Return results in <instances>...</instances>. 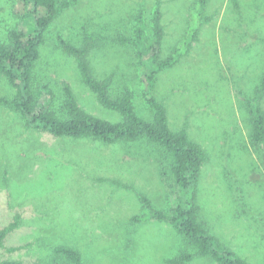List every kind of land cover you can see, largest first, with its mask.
<instances>
[{
	"label": "rangeland",
	"instance_id": "obj_1",
	"mask_svg": "<svg viewBox=\"0 0 264 264\" xmlns=\"http://www.w3.org/2000/svg\"><path fill=\"white\" fill-rule=\"evenodd\" d=\"M13 3L0 0L2 41L16 24ZM156 6L164 29L160 59L174 49L180 56L148 88L134 49L118 38L132 35L139 12L149 33ZM84 33L107 39L89 56L96 77H110L116 92L132 91L143 119L152 118L145 94L154 97L170 130H184L206 154L196 202L209 232L245 263L264 264V142H251L246 106L264 83V0H76L46 31L33 87L49 86L60 113L66 83L85 113L115 123L121 116L99 104L57 45L58 38L79 45ZM14 94L0 76V98ZM164 164L158 147L145 141L55 137L0 104V230L19 218L0 261L63 264L53 255L58 246L75 250L81 264H167L194 253L171 224L150 219L141 202L145 197L152 209L166 211L183 199L163 177ZM186 264L217 263L194 256Z\"/></svg>",
	"mask_w": 264,
	"mask_h": 264
},
{
	"label": "trees",
	"instance_id": "obj_2",
	"mask_svg": "<svg viewBox=\"0 0 264 264\" xmlns=\"http://www.w3.org/2000/svg\"><path fill=\"white\" fill-rule=\"evenodd\" d=\"M13 2L16 24L7 32V40H0V76L14 88L15 94L11 99L0 98V104L17 112L27 127L45 131L55 137L88 138L105 144L145 141L157 146L165 161L161 169L162 175L183 194V199L166 211L152 209L145 197H141V202L146 206L150 219L171 224L186 245L194 251L181 252L168 260L167 264H186L194 256L208 257L217 264H247L232 250L219 243L199 218L196 191L201 167L207 160L206 154L188 139L184 130H170L166 109L154 97L145 94L144 99L152 112V118L143 119L133 107L132 91L124 87L116 92L112 89L110 77L99 79L94 75L89 56L93 49L106 43V37L94 38L84 33L79 45L62 38L57 39V45L74 59L83 84L96 96L99 104L121 116L119 122L112 123L85 113L66 83L62 84L64 98L60 113L52 109L50 100L53 92L49 86L41 85L37 90L34 89L33 69L46 31L76 0ZM161 18L160 8L156 6L148 33L142 12H139L132 35L118 38L122 45L134 49L140 66L145 70L143 76L148 88L153 86L158 72L172 68L180 56H173L177 53L174 49L165 59H160L164 37ZM263 100L264 83L256 89L254 101L246 104L250 116V140L255 145L264 142V110L261 107ZM18 220V216H15L11 223L0 230V248H3L6 236L17 228ZM132 221L138 222L140 219L133 217ZM15 250L17 249H8L9 252ZM53 255L63 264H81L79 254L69 247L58 246L53 249ZM0 264L22 263L18 260H2Z\"/></svg>",
	"mask_w": 264,
	"mask_h": 264
}]
</instances>
